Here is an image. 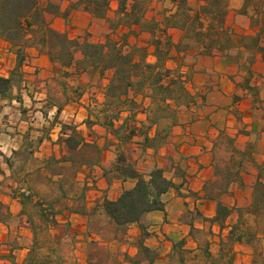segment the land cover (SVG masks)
<instances>
[{
  "label": "crops",
  "instance_id": "crops-1",
  "mask_svg": "<svg viewBox=\"0 0 264 264\" xmlns=\"http://www.w3.org/2000/svg\"><path fill=\"white\" fill-rule=\"evenodd\" d=\"M123 1L105 18L46 16L69 40L115 46L99 61L36 46L20 59L0 38V264H264V35L251 7ZM128 166L172 184L143 227L103 208L134 188Z\"/></svg>",
  "mask_w": 264,
  "mask_h": 264
},
{
  "label": "trees",
  "instance_id": "trees-1",
  "mask_svg": "<svg viewBox=\"0 0 264 264\" xmlns=\"http://www.w3.org/2000/svg\"><path fill=\"white\" fill-rule=\"evenodd\" d=\"M110 1L0 0V38H3L13 48H17L16 52L20 59H23L25 47L36 46L51 59L61 62L64 59L72 58L73 53L78 49L82 51L83 55H89L90 58L99 61L105 45L114 49L115 46L108 43L105 45L93 44L86 40L82 43L78 40H69L64 34H60L50 27L46 16L53 15L67 18L73 11L82 9L95 18H105ZM63 2H68L65 11L61 9V3ZM122 2L124 3L123 0ZM180 3L185 5L186 0H180ZM249 6L255 15L252 19L253 25L259 28V34L264 35V0H247L246 7ZM218 22H220V19ZM120 58L124 61L128 60L127 55H121ZM0 83L3 86L8 81L0 78ZM66 141L69 146H72L74 137L71 136ZM124 173L136 179V184L134 188L123 191L116 201H105L103 204L105 214L117 227H125L130 223H139L143 227L142 221L147 213L163 208L159 197L172 184L162 177L160 170L151 172L148 180L129 166L124 169ZM257 209H262L261 198ZM222 214L225 215L226 211L219 203L215 220L219 221V216ZM231 235H234V230ZM237 239L240 240L241 236H238Z\"/></svg>",
  "mask_w": 264,
  "mask_h": 264
},
{
  "label": "rangeland",
  "instance_id": "rangeland-1",
  "mask_svg": "<svg viewBox=\"0 0 264 264\" xmlns=\"http://www.w3.org/2000/svg\"><path fill=\"white\" fill-rule=\"evenodd\" d=\"M261 208L264 209V197L261 198Z\"/></svg>",
  "mask_w": 264,
  "mask_h": 264
},
{
  "label": "built area",
  "instance_id": "built-area-1",
  "mask_svg": "<svg viewBox=\"0 0 264 264\" xmlns=\"http://www.w3.org/2000/svg\"><path fill=\"white\" fill-rule=\"evenodd\" d=\"M182 82H186V79H182Z\"/></svg>",
  "mask_w": 264,
  "mask_h": 264
}]
</instances>
